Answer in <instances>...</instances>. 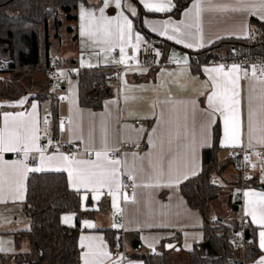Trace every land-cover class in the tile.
Masks as SVG:
<instances>
[{
  "label": "crops",
  "instance_id": "0c3cea01",
  "mask_svg": "<svg viewBox=\"0 0 264 264\" xmlns=\"http://www.w3.org/2000/svg\"><path fill=\"white\" fill-rule=\"evenodd\" d=\"M146 2L157 3L159 0H138L144 12L141 23L151 34L150 39L135 28L133 17L139 10L128 0H121L119 8L112 0L104 9V21L100 20L103 0H88L87 5L81 6L94 13L96 20L86 18L82 21V8L78 9L77 18L73 21H66L62 12L58 14L60 31L64 28L68 35H73L72 24L76 23V40L71 45L77 54L65 52L62 57L53 58L71 66L105 68L113 64L116 56L119 61L122 54L126 59L134 57L138 52L133 47L137 43V35L142 38L139 45L145 42L156 44L160 66L125 68L118 83L113 82V86H108L110 96L103 100L100 110L79 105L78 80L68 79L65 74L62 83L56 86L46 72H36L32 90L28 89L13 99L0 98V132L5 131V114L16 116L24 113L27 123L33 113L32 105L35 104L36 134L39 136V146L46 150L45 156L67 155L79 161L96 162L102 167H84L96 172L97 179H103L101 173L104 169H119L118 179L109 178L110 187L100 188L97 193L70 183L68 172L57 170L65 167L59 160L46 162L42 167L40 153L36 151L29 152L26 159L24 155L14 158L16 152L0 154V169L3 170L0 175V264H16L15 257L25 249L26 240L19 232L29 226L22 206L26 183L30 174L41 172L65 173L68 188L80 195V208L87 213L80 219L78 226L80 264H85V252L88 253L89 264H116L110 255H104V252L110 253L105 236V230L108 229L116 230L115 235L121 233V242L128 255L126 264H143L138 256L155 254L161 242L175 256L178 251L191 250L203 240V218L197 210L187 205L180 186L199 174L202 149L211 146L216 124L220 129L217 153L219 169L212 181L221 190L218 200L220 197L225 200L224 196L228 195L230 204L238 202L236 211L240 216L237 221H241L243 216L249 219L259 254L245 264H259L264 259V249L260 248L259 240V233L264 228L254 222L249 214L250 210H255L259 216L261 198L264 197V180L260 181L259 175L264 172L258 173L259 167L254 166L251 176L245 175L244 181L249 180L254 186L238 188V174L229 157L231 150H251L249 156L256 161V151L264 150V82L254 78L243 81L244 72L241 70L239 73V144L235 147L224 146L223 117L220 113H212L207 107V96L213 90L212 76L216 74L206 69L221 65L206 62L195 69L189 54L221 39L249 38L254 31L250 21L254 19L264 23V19H261L264 17V0H199V14L193 7L197 0H192L178 17L168 14L173 0H166L169 10L163 12L149 10L144 6ZM122 17H127L132 24L130 32L126 28L123 30V39ZM65 23L68 25L65 26ZM177 27L179 32L174 31ZM67 28L72 31L69 32ZM82 30L86 32L85 35H81ZM170 36L173 38L169 39ZM177 40L180 42L177 43ZM189 44L192 47H188ZM121 48L124 49L123 53ZM129 60L126 64L120 63L121 66H128ZM224 68L227 71L231 66ZM44 89H48L57 99L56 135L52 131L51 100L35 97L36 93ZM16 123L18 121H10L7 131L10 132ZM127 143H137L140 149L126 150L120 154L117 158L120 165H108L103 157L97 160L96 152H107L108 159H112L109 153ZM68 145L72 149H66ZM19 161H23L28 168L42 167V170L25 173L20 167L8 166ZM123 175L132 177L135 183L132 193H119ZM18 191L23 194L22 200L16 199ZM106 191L110 192L109 197H105ZM245 193L255 195L246 196ZM115 209L122 210L120 222L111 217ZM66 216L72 217L69 223L64 222ZM75 217L74 213H63L60 223L74 227ZM88 224L94 226L88 227Z\"/></svg>",
  "mask_w": 264,
  "mask_h": 264
},
{
  "label": "trees",
  "instance_id": "16d2710c",
  "mask_svg": "<svg viewBox=\"0 0 264 264\" xmlns=\"http://www.w3.org/2000/svg\"><path fill=\"white\" fill-rule=\"evenodd\" d=\"M138 7V14L133 17L135 28L145 38L151 34L143 27L144 15L138 0H128ZM192 0H173L170 16L178 17ZM87 5L88 0H0V63L7 65L11 84L1 88L0 98L13 99L25 93L21 88V77L28 73L42 72L48 69L50 57L49 25L52 23L59 31L62 12L66 21L77 18L79 5ZM253 30H264V23L250 21ZM69 32L71 28H67ZM76 40V35L73 41ZM250 38L221 39L201 50L190 52L193 68L211 59L240 58L247 50L264 57V34L250 41ZM110 68H94L84 71L78 78L79 105L93 110L102 108L103 100L110 96L107 85L112 76ZM5 91V92H4ZM36 99L51 100L50 115L54 135L57 134V99L48 89L35 94ZM219 125L213 127V140L210 147L202 149V166L199 174L187 179L180 186V192L187 205L197 210L203 218V240L189 251H178L173 255L166 250L164 242L156 248V253L138 256L143 264H245L258 256L256 246L244 252H238L231 245L230 232L240 226V221L227 223L213 221L210 208L220 194V188L212 178L218 172L217 153L219 150ZM72 149L71 145L65 147ZM232 163V162H231ZM237 187L254 186L253 182H244L237 175ZM238 210V202H233ZM23 212L29 220L26 231L19 232L28 243V251L19 253L16 264H80L77 245L79 221L86 212L80 208V195L68 188L67 177L63 172H41L29 175L26 183V196ZM74 213L75 226L67 227L60 223L63 213ZM114 229L105 230L109 242L113 241ZM247 238L255 242L254 231L250 224L246 230ZM207 250V252H206Z\"/></svg>",
  "mask_w": 264,
  "mask_h": 264
},
{
  "label": "snow or ice",
  "instance_id": "6c2138e0",
  "mask_svg": "<svg viewBox=\"0 0 264 264\" xmlns=\"http://www.w3.org/2000/svg\"><path fill=\"white\" fill-rule=\"evenodd\" d=\"M112 0H103V7L100 9V20L104 21L106 18L104 17V9L109 6V3ZM114 3L117 8L121 6V0H114ZM149 10H154L157 12H163L169 10V5L166 0H159L157 3H145L144 5ZM194 8L197 9V14H199V0L197 3L193 5ZM189 13H186V15ZM86 18L90 20H96L95 14L87 11L82 8L81 10V20H85ZM123 25L121 28V39H123V30L126 28L129 32L131 31L132 24L131 21L127 19V17H122ZM264 19V17H261ZM107 23H111V21H107ZM167 28V24L165 25ZM174 31L179 32L180 29L177 27ZM86 32L82 30L81 35H85ZM163 34V33H162ZM173 37H169L172 39ZM141 37L139 35L136 36L137 43L133 45L134 48L139 47V43L141 41ZM180 41L177 40V43ZM188 47H192V45H187ZM124 49L121 48V52L123 53ZM127 59H134V57H129ZM127 59L122 54L119 63L126 64ZM186 62V61H185ZM209 73H215V76H212V91L207 96V107L211 110L212 113H220L223 117L224 121V146H238L239 137H240V91H239V73L241 69L237 65L231 66L227 71L224 66L221 65L219 67L206 69ZM246 74V73H245ZM253 76H255L256 72L253 69ZM261 74L264 75V69L261 70ZM63 75V73H61ZM22 103V102H21ZM33 113L30 114V120L25 122V114L19 113L16 116H11L9 114H5L4 116V132H0V154L6 152H23L25 159L28 156V153L31 151H36L40 153V161L41 166L46 162H50L53 160H59L65 167L63 169L57 170H66L68 172L70 183L73 185L79 184L81 187L90 188L94 192H99L100 188L105 186H109L108 183L109 178L118 179V167H113L111 169H104L101 173L103 179H97V173L94 171H89L85 168V165H91L95 168H101L102 166L96 164V162H86L76 160L73 156L60 155V156H45V149H42L39 144V136L36 134L38 129L35 125V109L36 105H32ZM10 121H18L9 132V122ZM47 122V121H45ZM97 160H100L103 157L108 165L118 166L120 165V160L117 159H108L107 152H96ZM0 159H2V155H0ZM247 159V158H246ZM7 164V162H5ZM9 167H20L23 171H41L42 167L37 168H28L27 165H24L23 161L16 162L14 165H8ZM3 174V170L0 169V175ZM195 174V173H193ZM179 182L178 180L176 181ZM22 187V185H21ZM2 191V189H0ZM246 196L255 195L254 193H245ZM98 198V197H97ZM16 199H23L22 192L17 193ZM249 214L252 216L253 221L256 222L264 228V197L261 198V209L259 212V216L255 210H250ZM71 216L64 217V222L69 223L71 221ZM88 227H93L94 225L88 224ZM87 239V238H86ZM260 240V248L264 249V230L259 233ZM104 255H109L107 252H104ZM88 253H84L85 264H89L87 260ZM259 264H264V259H261Z\"/></svg>",
  "mask_w": 264,
  "mask_h": 264
},
{
  "label": "built area",
  "instance_id": "2783aa9c",
  "mask_svg": "<svg viewBox=\"0 0 264 264\" xmlns=\"http://www.w3.org/2000/svg\"><path fill=\"white\" fill-rule=\"evenodd\" d=\"M264 34V30H254L251 36L249 37L252 41L259 36ZM48 69L46 75L50 80L56 85H60L64 80L63 75L65 74L68 79H77L84 71L88 70L85 68L71 66V64L63 63L60 60L49 57L48 58ZM209 63L220 64L224 67H229L237 65L244 72L243 81H247L251 78L256 79L258 82H264V75L261 74V70L264 69V57L256 53H251L247 50V54L240 58H229V59H211ZM140 67V68H156L160 66L158 51L156 44L151 42H145L138 47V52L134 56V59H130L128 66H121L119 63V58L116 56L113 59V64L108 67L112 70V76L109 78L107 85L113 86V82L118 83L122 71L129 67ZM253 69H255V76H253ZM246 73V74H245ZM8 75L7 65L5 63H0V76ZM138 124V122H135ZM68 147V146H66ZM140 145L137 143H127L120 145L115 152H110L109 156L112 159H117L120 154L126 150H139ZM251 150H231L230 151V161L232 162L233 168L236 173L240 176L241 180L245 181L246 176H251V171L254 166H258V173L262 172V167H264V150L259 149L256 151L258 160L253 161L249 154ZM23 152L17 153L14 158L22 157ZM247 158V159H246ZM246 175V176H245ZM250 179V178H249ZM249 181V180H248ZM135 190V183L129 175H123L119 183V193H132ZM110 192H105V197H109ZM111 217L114 218L117 222L122 220V210L115 209L111 212ZM249 225V219L246 216H243L240 221V226L236 229L231 230L230 240L232 247L238 252H244L248 248L254 247L255 242L252 238H247L246 230ZM121 233H117L112 242H109L110 246V258L112 261H115L116 264H126L128 259L127 252L125 251L122 242H121ZM227 264H234L233 261H228Z\"/></svg>",
  "mask_w": 264,
  "mask_h": 264
},
{
  "label": "rangeland",
  "instance_id": "374dc122",
  "mask_svg": "<svg viewBox=\"0 0 264 264\" xmlns=\"http://www.w3.org/2000/svg\"><path fill=\"white\" fill-rule=\"evenodd\" d=\"M81 6L84 5H79L77 8V13H78V9L82 8ZM60 12H58L59 14ZM61 17L63 16L62 13L60 15ZM68 25L65 23V26ZM75 25L76 23L73 22L72 26L74 28V34L76 33V29H75ZM73 35H68L66 33V29L61 28V31L59 30L58 32H56V30L54 29L53 24L51 23L49 25V35H50V42H51V47L49 49V54L52 57H59L65 53V52H73L75 54H77L75 50V47H73L71 45V42L74 43L73 41ZM78 39V38H77ZM88 53V52H86ZM35 73H28L27 75H24L21 77V88H19V90L23 91V89H31V85H33V81L35 80ZM11 80L12 78L10 77V75H4V76H0V90L1 88H3V86H6L7 84H11ZM31 82V83H30ZM45 84V81H44ZM32 90V89H31ZM1 92V91H0ZM5 92V91H4ZM234 169V168H233ZM264 172V167L261 168ZM254 170H256V168H254ZM241 179V178H240ZM259 180L263 181L264 180V173H261L259 175ZM225 200L222 199V197H220V199L216 202L215 205H212L210 208V217L211 219H218V220H223L226 221L227 223H234L236 220L239 219L240 214L235 210L234 205L230 204V201L228 200V195L224 196ZM26 218V216L24 217ZM236 219V220H235ZM28 222V219H26ZM28 229V227L26 228ZM23 230V231H26ZM26 246L23 252L28 251V243L27 241L25 242Z\"/></svg>",
  "mask_w": 264,
  "mask_h": 264
},
{
  "label": "water",
  "instance_id": "95a60500",
  "mask_svg": "<svg viewBox=\"0 0 264 264\" xmlns=\"http://www.w3.org/2000/svg\"><path fill=\"white\" fill-rule=\"evenodd\" d=\"M206 252H207V250H206Z\"/></svg>",
  "mask_w": 264,
  "mask_h": 264
}]
</instances>
